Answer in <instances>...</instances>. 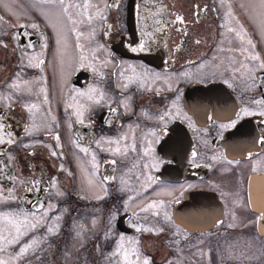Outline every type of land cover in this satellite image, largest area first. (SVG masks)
Instances as JSON below:
<instances>
[{
  "label": "flooded vegetation",
  "instance_id": "1",
  "mask_svg": "<svg viewBox=\"0 0 264 264\" xmlns=\"http://www.w3.org/2000/svg\"><path fill=\"white\" fill-rule=\"evenodd\" d=\"M45 1L0 4V261L264 264V0H162L153 59L127 0Z\"/></svg>",
  "mask_w": 264,
  "mask_h": 264
},
{
  "label": "water",
  "instance_id": "2",
  "mask_svg": "<svg viewBox=\"0 0 264 264\" xmlns=\"http://www.w3.org/2000/svg\"><path fill=\"white\" fill-rule=\"evenodd\" d=\"M164 11L162 0H127L128 30L121 38L127 51L149 59L154 58L155 46L160 41L163 42V31L168 25ZM249 195L253 207L258 212H264V173L251 177ZM259 226L264 230V218L260 219Z\"/></svg>",
  "mask_w": 264,
  "mask_h": 264
},
{
  "label": "rangeland",
  "instance_id": "3",
  "mask_svg": "<svg viewBox=\"0 0 264 264\" xmlns=\"http://www.w3.org/2000/svg\"><path fill=\"white\" fill-rule=\"evenodd\" d=\"M0 4L2 8L6 10H12L17 13L27 11L28 9H35V11L37 12L44 11L45 9L50 11L53 7V4L50 1L45 0H0ZM55 17H57L56 14ZM9 253L13 254L12 252ZM10 254L2 252V260L4 264H12V257ZM47 254H49V252H46L43 249H39L37 250L35 259H43ZM42 262L43 261L39 263Z\"/></svg>",
  "mask_w": 264,
  "mask_h": 264
},
{
  "label": "snow or ice",
  "instance_id": "4",
  "mask_svg": "<svg viewBox=\"0 0 264 264\" xmlns=\"http://www.w3.org/2000/svg\"><path fill=\"white\" fill-rule=\"evenodd\" d=\"M177 20H179L181 23L183 22V19L181 17H177ZM32 27L35 28L37 26L36 25H32ZM237 35L240 36L239 33H237ZM240 39L243 40L244 37L243 36H240ZM248 43L251 44V41L249 40ZM253 47H254V45H253ZM133 51H135V49H133ZM251 59H253V60H259L260 58H259L258 55H252L251 56ZM260 67L261 68H264V62H262L260 64ZM89 99H92V97L90 96ZM257 103H261V102L258 101ZM244 114L245 115H250L251 113H248L247 110H244ZM260 115L261 116H264V112H261ZM53 155H55V153H53ZM149 207H154V205H149ZM33 227H35V225H33ZM18 231H19V229H18ZM48 231L49 232H52L53 231V228H49ZM146 231H151V230L150 229H146ZM121 239H123V238H121ZM9 243H12V241H9ZM33 243H35V241H33ZM28 247H31V245H28V246H25V247H21L20 248V254L23 255L27 251V248ZM119 247L121 249H123V245L122 244ZM131 255H136L137 256V259H135V260L131 259ZM123 257H124V264H139V256H138V253H137V250L136 249H133L131 254L128 252V250H126V249L123 250ZM0 264H4V262L3 261H0ZM142 264H149V260L146 259V258L143 259Z\"/></svg>",
  "mask_w": 264,
  "mask_h": 264
}]
</instances>
